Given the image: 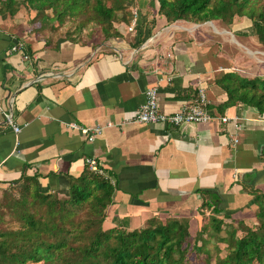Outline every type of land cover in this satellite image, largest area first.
Segmentation results:
<instances>
[{
  "label": "crops",
  "instance_id": "1",
  "mask_svg": "<svg viewBox=\"0 0 264 264\" xmlns=\"http://www.w3.org/2000/svg\"><path fill=\"white\" fill-rule=\"evenodd\" d=\"M130 10L136 25L122 27L121 38L84 34L76 42L51 30L53 19L30 21L23 9L0 15V186L19 184L25 173L40 192L67 199L68 177L93 157L114 186L103 229H138L157 217L187 221L196 233L212 214L201 207L205 198L219 202L221 215L253 216L254 191L264 193V113L227 103L221 78L259 75L232 65L207 29L166 24L153 1L134 0ZM231 27L249 26L240 19ZM149 87L165 113L202 93L211 119L176 127L131 122ZM70 123L102 131L88 141Z\"/></svg>",
  "mask_w": 264,
  "mask_h": 264
},
{
  "label": "trees",
  "instance_id": "2",
  "mask_svg": "<svg viewBox=\"0 0 264 264\" xmlns=\"http://www.w3.org/2000/svg\"><path fill=\"white\" fill-rule=\"evenodd\" d=\"M154 1V15L166 24L203 25L212 21L233 26L234 17L239 16L264 44V0ZM132 3L0 0V15H16L23 8L30 21L53 19L51 30L64 32L72 42L84 34L108 40L123 36L122 27L127 29L133 18ZM82 15L84 18L75 21ZM26 52L29 55V50ZM221 81L229 92L227 103L241 101L264 113V78L229 72ZM68 183L67 199L40 192L36 177L25 173L19 177V184L0 186V191L10 196L5 203L7 210L0 213V264H264L263 192L254 191L256 209L251 224L221 215L219 202L205 198L201 207L212 209L209 231L192 235L187 221L157 217L138 229H103L114 191L111 179L86 166L79 176H69Z\"/></svg>",
  "mask_w": 264,
  "mask_h": 264
},
{
  "label": "built area",
  "instance_id": "3",
  "mask_svg": "<svg viewBox=\"0 0 264 264\" xmlns=\"http://www.w3.org/2000/svg\"><path fill=\"white\" fill-rule=\"evenodd\" d=\"M136 12L133 13V18L130 25L127 27L128 31H132L136 25ZM23 53L24 59H28V55L24 51V47L20 45L17 47ZM211 119V115L206 108L205 96L200 93L198 98L194 101L183 105V107L175 112L165 113L158 107V90L155 87H149L145 91V102L141 105L136 113V116L131 119V122L138 123H161L171 127L179 126L183 123H205ZM227 117L221 118L222 122H227ZM70 127L79 129L87 136L88 141H92L102 131L100 127H80L77 123H70ZM15 132L20 130L19 127H14ZM85 165L92 172L104 175L106 178L111 179L106 170L102 167L100 162L93 157L85 158Z\"/></svg>",
  "mask_w": 264,
  "mask_h": 264
},
{
  "label": "rangeland",
  "instance_id": "4",
  "mask_svg": "<svg viewBox=\"0 0 264 264\" xmlns=\"http://www.w3.org/2000/svg\"><path fill=\"white\" fill-rule=\"evenodd\" d=\"M137 1V0H135ZM157 5L154 0H150ZM134 2V0H133ZM23 9V8H22ZM24 10V9H23ZM154 7L151 5L150 11L152 12ZM131 11V10H130ZM27 13V12H25ZM84 17L83 15L76 19H81ZM239 16L234 17V23L240 21ZM175 24V23H172ZM200 25V24H199ZM198 24H187L186 28H195L197 30L199 28H205L210 33H213L216 36V42L218 44L219 51H222L226 54L227 57L231 58L232 65H236V63H240V67L244 69H250L255 72L256 75L264 78V44L258 42L257 37L254 34V29L252 26L245 28L243 30H238V32H233L231 26L218 25L214 22H206L203 25L199 26ZM19 187V185H18ZM8 189V188H6ZM10 191V190H9ZM11 193V192H7ZM13 193V192H12ZM11 193V194H12ZM9 195L6 196L5 193L0 191V213L5 212L7 207L5 203L9 200ZM9 208V207H8ZM210 218L209 216H204L207 224L204 223L201 230L202 232L207 233L210 228ZM245 222L251 224L254 222V217H245ZM209 224V225H208ZM191 234L195 235L194 230H191ZM215 240V238H213Z\"/></svg>",
  "mask_w": 264,
  "mask_h": 264
},
{
  "label": "water",
  "instance_id": "5",
  "mask_svg": "<svg viewBox=\"0 0 264 264\" xmlns=\"http://www.w3.org/2000/svg\"><path fill=\"white\" fill-rule=\"evenodd\" d=\"M209 22H211V21H209Z\"/></svg>",
  "mask_w": 264,
  "mask_h": 264
}]
</instances>
